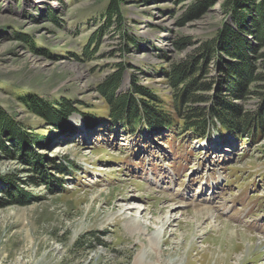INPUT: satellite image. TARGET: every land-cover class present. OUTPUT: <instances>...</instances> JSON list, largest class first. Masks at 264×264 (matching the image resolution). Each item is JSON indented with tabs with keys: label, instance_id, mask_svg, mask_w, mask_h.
<instances>
[{
	"label": "rangeland",
	"instance_id": "1",
	"mask_svg": "<svg viewBox=\"0 0 264 264\" xmlns=\"http://www.w3.org/2000/svg\"><path fill=\"white\" fill-rule=\"evenodd\" d=\"M193 1L121 0L124 28L136 45L126 43L124 53L125 40L109 28L86 54L108 0H0V108L41 135L44 144L32 149L53 160L41 167L48 180L0 136V264H137L142 240L158 228L152 221L166 212L169 242L159 259L149 256L142 264H208L204 252L215 246L211 224L217 232L238 228L249 235L243 244L255 245L245 258L238 238L234 246L225 243L216 250L220 264H264V134L245 138L216 126L197 139L179 127L149 133L141 121L130 132L109 122L97 90L116 63L131 64L119 90L137 78L168 100L171 90L159 69L191 49H180L177 40L205 39L230 20L217 0L200 18L179 24ZM29 41L48 53L34 52ZM210 68L213 78L222 77L214 64ZM27 93L51 103L71 100L74 131L61 133L30 111L18 100ZM255 104L249 98L244 107ZM59 163L63 171L54 168ZM199 208L209 209L210 217L194 225L193 240L181 243L180 213ZM134 216L149 228L129 233L126 222Z\"/></svg>",
	"mask_w": 264,
	"mask_h": 264
},
{
	"label": "trees",
	"instance_id": "2",
	"mask_svg": "<svg viewBox=\"0 0 264 264\" xmlns=\"http://www.w3.org/2000/svg\"><path fill=\"white\" fill-rule=\"evenodd\" d=\"M216 2L194 0L182 14L179 24L200 18ZM221 4L223 13L230 20H224L205 39L192 41L188 37H180L177 40L179 48L188 45L191 49L184 57L168 60L167 66L160 67L171 90L168 100L139 84L137 78H132L126 90H119L125 68L134 66L115 64L113 71L97 87L108 106L107 119L112 125L134 132L141 121L149 133L179 127L197 139L206 138L216 126L239 137L264 134V0H222ZM120 5L121 0H108L103 22L84 47L86 54L90 53L89 44L109 28L126 41L120 45L124 53L128 50L126 43L136 45V39L124 28ZM27 38L22 36L28 42ZM29 45L36 53H48L32 41ZM213 64L222 74L219 79L210 75ZM249 98L256 100L252 109L244 107ZM18 100L59 132L74 131L69 116L77 109L71 100L60 98L51 103L29 93L19 96ZM84 117L86 125L93 123L92 117L86 114ZM1 135L14 143L20 158L49 180V175L46 176L41 167L53 160L32 149L44 144L41 135L35 134L30 127H21L0 108ZM54 168L63 171L64 165L59 163ZM12 181L8 179L9 183ZM80 241L81 238L77 242Z\"/></svg>",
	"mask_w": 264,
	"mask_h": 264
},
{
	"label": "bare ground",
	"instance_id": "3",
	"mask_svg": "<svg viewBox=\"0 0 264 264\" xmlns=\"http://www.w3.org/2000/svg\"><path fill=\"white\" fill-rule=\"evenodd\" d=\"M161 208V207H159ZM138 211L140 210V207H138L137 209ZM179 211V210H177ZM180 215L184 216V219L182 222L184 223V226L182 225V229H183V233L181 234V243L184 240H188L186 239L187 237L190 239L191 234H192V228L194 227V225L198 222H200L202 219L204 218H208L210 217L211 213L209 209L206 208H199V209H195V210H188L187 212H185V214H182V212L180 213ZM189 216H191V218H189ZM153 217V216H152ZM151 217V220L153 219ZM156 218H158L157 220H153L152 223H155L158 225V228L151 234V236L148 238L147 240H142L141 244H142V248L138 251V255L135 258L136 263L137 264H142L143 263V259H147L149 256H155V258H158L160 256H162L163 254V250L161 249V245L168 243V239L167 237H165V233H164V226L171 222V215L168 214V212L164 213L163 216H158L156 215ZM210 225V224H209ZM149 224H144L143 222H141L139 220V218H137L136 216L132 217L130 220H128L126 222V227L129 233H135V232H139L142 233L143 231H146L149 228ZM225 229H219V232L215 231V228L217 227H213V225H210V229H212V234H211V238L213 239V249H210L206 253V259L208 260V264H220L221 259L218 256V252H216V250H221V248L223 249L225 243L229 246H234V240L236 241L237 238L239 240L236 241V245L238 244L239 248L242 246L243 242L245 241V239H249V235H247L245 232L240 231L238 228H234V227H228V226H224ZM181 229V227H180ZM252 236V235H251ZM194 235L191 237V239H194ZM211 239V240H212ZM224 241V243H222ZM211 242V241H209ZM180 243V244H181ZM178 244V246L180 245ZM212 244V243H211ZM155 245V246H154ZM159 245V247H157ZM244 245V244H243ZM194 243L191 242L190 246L188 248L187 252V256L190 253V248L194 247ZM254 244L253 243H247V245H244L243 247V255H245V258H251L252 255V251L254 249ZM196 248V247H195ZM216 252V253H215ZM215 255V256H213ZM178 260V259H176ZM175 261V259H167L165 262V264H170V262ZM152 262V260L150 261ZM152 264H158L157 262ZM224 264V263H222Z\"/></svg>",
	"mask_w": 264,
	"mask_h": 264
}]
</instances>
